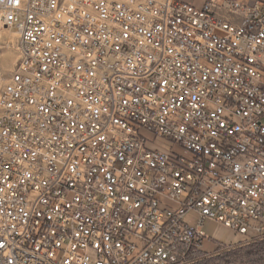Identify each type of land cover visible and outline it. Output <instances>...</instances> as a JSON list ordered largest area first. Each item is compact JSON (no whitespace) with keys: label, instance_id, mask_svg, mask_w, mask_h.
<instances>
[{"label":"built area","instance_id":"built-area-1","mask_svg":"<svg viewBox=\"0 0 264 264\" xmlns=\"http://www.w3.org/2000/svg\"><path fill=\"white\" fill-rule=\"evenodd\" d=\"M199 1L0 0V264H193L207 219L264 239V0Z\"/></svg>","mask_w":264,"mask_h":264},{"label":"rangeland","instance_id":"rangeland-1","mask_svg":"<svg viewBox=\"0 0 264 264\" xmlns=\"http://www.w3.org/2000/svg\"><path fill=\"white\" fill-rule=\"evenodd\" d=\"M190 1L196 5L200 4L199 0ZM16 41V36L9 29H0V53H5L0 55V70L5 77L9 76L18 57V52L15 49ZM142 134L148 139L154 140L152 133L143 131ZM148 146L154 147L152 142H149ZM198 218V213L191 211L186 215L185 220L191 226H196ZM203 229L209 239L204 241L203 249L205 251L198 256V260L193 264H264V239L242 242L246 236L211 219L205 220Z\"/></svg>","mask_w":264,"mask_h":264},{"label":"bare ground","instance_id":"bare-ground-1","mask_svg":"<svg viewBox=\"0 0 264 264\" xmlns=\"http://www.w3.org/2000/svg\"><path fill=\"white\" fill-rule=\"evenodd\" d=\"M3 36V35H2ZM2 54H5V53H0V55H2Z\"/></svg>","mask_w":264,"mask_h":264},{"label":"trees","instance_id":"trees-1","mask_svg":"<svg viewBox=\"0 0 264 264\" xmlns=\"http://www.w3.org/2000/svg\"><path fill=\"white\" fill-rule=\"evenodd\" d=\"M243 242V241H242ZM241 243V242H240Z\"/></svg>","mask_w":264,"mask_h":264}]
</instances>
